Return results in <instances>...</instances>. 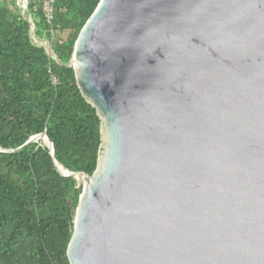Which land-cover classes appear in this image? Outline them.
Masks as SVG:
<instances>
[{
    "label": "water",
    "instance_id": "water-1",
    "mask_svg": "<svg viewBox=\"0 0 264 264\" xmlns=\"http://www.w3.org/2000/svg\"><path fill=\"white\" fill-rule=\"evenodd\" d=\"M66 67L101 139L89 178L54 159L69 264H264V0H100Z\"/></svg>",
    "mask_w": 264,
    "mask_h": 264
},
{
    "label": "trees",
    "instance_id": "trees-1",
    "mask_svg": "<svg viewBox=\"0 0 264 264\" xmlns=\"http://www.w3.org/2000/svg\"><path fill=\"white\" fill-rule=\"evenodd\" d=\"M99 1L27 0L25 17L17 0H0V148L12 150L0 151V264H69L67 199L76 207L79 191L54 159L85 178L97 166L100 120L66 65ZM42 133L54 158L41 139L23 146Z\"/></svg>",
    "mask_w": 264,
    "mask_h": 264
},
{
    "label": "built area",
    "instance_id": "built-area-1",
    "mask_svg": "<svg viewBox=\"0 0 264 264\" xmlns=\"http://www.w3.org/2000/svg\"><path fill=\"white\" fill-rule=\"evenodd\" d=\"M44 9L46 10L47 17L50 18L51 17V12H52L51 2H48L47 4H45ZM53 82L55 83L56 81L54 80Z\"/></svg>",
    "mask_w": 264,
    "mask_h": 264
},
{
    "label": "rangeland",
    "instance_id": "rangeland-1",
    "mask_svg": "<svg viewBox=\"0 0 264 264\" xmlns=\"http://www.w3.org/2000/svg\"><path fill=\"white\" fill-rule=\"evenodd\" d=\"M17 3L19 5V7L21 8V12L26 14V9L23 10L22 7H23V0H17ZM36 41H38L36 38H34ZM42 45H44L45 47H48V45H46L45 43H41Z\"/></svg>",
    "mask_w": 264,
    "mask_h": 264
}]
</instances>
